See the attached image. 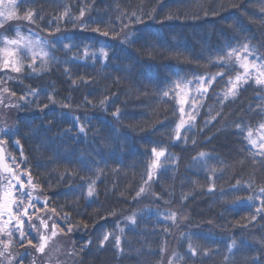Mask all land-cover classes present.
<instances>
[{"label": "trees", "instance_id": "obj_1", "mask_svg": "<svg viewBox=\"0 0 264 264\" xmlns=\"http://www.w3.org/2000/svg\"><path fill=\"white\" fill-rule=\"evenodd\" d=\"M7 9L14 15L0 23V42L18 27L41 36L46 49L16 54L20 73L0 66V87L12 100L0 141L9 165L24 183L30 172L36 191L31 223L24 218L23 225L33 245H21L14 220L0 232V264H21V253L22 264H44L36 248L37 215L45 211L61 233H71L76 264H264V219L257 215L264 86L251 68L235 96L228 83L244 73V57L264 64V0H0V11ZM27 11L38 14L34 22L23 18ZM101 16L103 24L93 22ZM81 19L84 43L58 41L79 32ZM129 31L140 39L122 50ZM225 34L239 41L226 47ZM101 40L113 49H103L112 51L111 63L101 45L88 46ZM233 49L240 59L228 55ZM183 85L207 92L199 91L195 119L177 138ZM153 148L165 153L155 169ZM1 181L0 172V190Z\"/></svg>", "mask_w": 264, "mask_h": 264}, {"label": "snow or ice", "instance_id": "obj_2", "mask_svg": "<svg viewBox=\"0 0 264 264\" xmlns=\"http://www.w3.org/2000/svg\"><path fill=\"white\" fill-rule=\"evenodd\" d=\"M262 12H264V9H262ZM107 14H108L107 12L104 13V15H107ZM0 15H3V13H0ZM13 15H14L13 13L9 12L7 18L8 19H12ZM37 15L38 14L33 12V11H27L23 18L28 20L29 22H34L35 19L37 18ZM205 15H207V13H205ZM80 16L82 18H85V19H89V20L92 19V17H85L84 10L80 11ZM40 18L43 19V17H40ZM85 19H81L80 20V30H79V32L64 33L62 35V38H57L58 41L60 39H63V40H76L78 43H72L70 48L78 47L79 44L84 43V39H82L81 36H82L83 33H85V31L88 30V26L85 23ZM138 19L139 18L136 16L135 13H132L129 16V20L130 21H137ZM93 22L94 23L103 24L104 20H103V17L101 16L98 19L93 20ZM139 22L143 23L142 20H139ZM0 27H3V25L0 24ZM124 27L127 29V28H129V25L125 24ZM56 31H60L59 28H57ZM91 31L99 33L103 37H107L109 35V33L106 32V31L105 32H100L99 28L92 29ZM225 35H226V44H225L226 47L231 48L232 41H234V40L237 41V42L239 41V36H237L235 34H233V35L225 34ZM125 37H126L125 40L121 43L122 50L125 48V46H130V45L136 43L140 39V37L138 35H131L130 31L125 33ZM262 37H264V33H262ZM253 38L254 37H245V39H253ZM8 43L12 44V45H18L20 43V41L11 40V41H8ZM96 44H99V45L102 46L101 47L102 54L104 56H106L108 61H109V63H111L114 60V58H112V56H111V53H112L113 49L109 45L105 44L104 40H101L99 42L92 41V43L90 45H88V46H94ZM26 46L27 47H38V48H41V49L43 47L41 41H39V40H36V41L28 40L26 42ZM261 46H264V41H262V45ZM65 47H69V46L65 45ZM242 47L246 50L249 47V45L248 44H243ZM70 48H69V50H70ZM104 48L112 49L111 53L109 54V53L104 52L103 51ZM0 51H2L5 54V56H6V58L3 60V64L0 65V66H2L5 69L11 67L15 72L20 73L22 71V68H21V66H19V62L16 61L15 59H13V57L15 56V49L5 48V49H2ZM43 54L45 56L47 55V53H43ZM233 54H235L237 56V58L240 59L239 53H237L235 49H233L231 52L228 53L229 56H231ZM223 58L224 57H220V59H223ZM241 67L244 69L243 75L237 74L236 77H235V80H231L230 79L228 81V83L230 84L229 92L233 96H235L237 91L239 90V88L244 83H247V80L251 78L249 76L250 68L251 69H255L257 71V73H258V75L255 78V83L257 85L264 86V64L257 65L254 62H248L247 61V57H244L243 60H242V63H241ZM124 70L125 71H130V69H124ZM217 75L218 76H223V73H218ZM179 87H180V85H177V88H179ZM198 91L207 92V89L201 88V89H198ZM164 95L167 96L168 93L164 92ZM54 103L55 102L53 101V104ZM184 103H185V98L181 97L180 104L183 105ZM44 107L47 108L48 105H45ZM193 107H195V104L193 105ZM40 110H41V112L44 111L43 108L40 109ZM180 111H181V114H183V111H184L183 107H181ZM119 114H120L119 113V109H117L116 113H114L113 115L114 116H118ZM75 119H78V118L74 117V120ZM191 119H195V117H191ZM53 122H54V118L48 120L47 121L48 127H51ZM184 124H185V120L182 118L180 120V123L176 126V136H177V138H179V136H180V128L183 127ZM259 128H260V133H261L259 146H260L261 149H264V123H261L259 125ZM17 131H19V129H17ZM84 131H85V128L83 126H79V132L83 133ZM0 134L8 135V132L4 128H0ZM248 135H249V138H251L252 132L249 131ZM28 138L29 137L27 135L24 136L25 140H27ZM250 142L252 144H256V140H251ZM3 143H5V141H0V144H3ZM20 143L21 142H20L19 139H16L14 141V144L17 145V146H20ZM152 154L155 157V159L152 161L151 168L155 169V168L159 167V158L164 156L165 153H164V150H159L158 151L156 148H153L152 149ZM21 155H23L22 150H21ZM3 156H4V149L2 147H0V167H3V170L5 172H7L9 175L13 176V178L17 182L15 187L18 189V192H17L18 198H13V193L11 191V188L13 186L11 184V181H9L8 182V188L5 190V192L3 194V199H0V219L3 218L5 213H7L8 217H9V221L4 222V224H0V232H3V231L6 230L5 229V224L6 223H10L13 219H15L16 227L13 229V231L19 233V242L21 243V245H23L24 240L27 239V244L31 246V245H33V241H32V239H28L27 238V235H26L25 230L23 228V225L25 223V219L24 218H26L28 220V222L31 223V217H29L28 209L23 203V197H28L29 200H31V193L26 191L25 184H24L23 180L21 179V175H24V174L22 173L21 175H16L12 168H10L7 165L3 164L2 163ZM23 162L27 163V160L25 159ZM27 176H28L29 186L35 187V185L32 184L31 173L30 172L27 173ZM149 176L151 177V171L149 172ZM142 191H143V189H141V192ZM260 193H261V196H264V188H261ZM88 195L89 196L93 195V190L91 188H89ZM139 195H140V192L137 193V196H139ZM249 199L251 200L253 198L249 197ZM261 204H262V206L257 209V215H259L261 217V219H264V201H262ZM13 205L16 206L17 212H19L20 208H24V211L22 213H20L19 215L13 216V212H12ZM53 211H55V209H53ZM64 219L67 220V216H65ZM251 219L253 221L256 220V215H253L251 217ZM41 224H43L44 227L48 226L47 222L43 221V220H41ZM52 227H53V230H55L57 225L53 224ZM85 227H87V225H85ZM68 230L72 231L71 225H69ZM8 235H9V237H11L12 232H9ZM44 239H45L44 236H40V240L41 241H43ZM107 240H108V235L106 234L100 240L101 245H103L104 242L107 241ZM89 243H90V241H89ZM234 243H235V241H233V244ZM116 244L117 245L120 244L119 237L116 238ZM5 247H7V245H5ZM44 250L45 249H44V244L43 243H41L39 245V247L36 248V251H38L40 253H43ZM0 255H4V253L0 252ZM23 258H24V254L23 253H21L18 257H16L17 260L21 261V264H22ZM9 264H13V261L11 259L9 260ZM33 264H35V262H33ZM252 264H261V261H260L259 258H254L253 261H252Z\"/></svg>", "mask_w": 264, "mask_h": 264}, {"label": "rangeland", "instance_id": "obj_3", "mask_svg": "<svg viewBox=\"0 0 264 264\" xmlns=\"http://www.w3.org/2000/svg\"><path fill=\"white\" fill-rule=\"evenodd\" d=\"M7 8L11 9L9 5H7ZM8 9L6 10V12L0 11V13H3V15H0V23L6 20V18L8 17V13L10 12V10ZM1 40L2 41L0 42V50L5 49V48L15 49V56L13 57V59H15L18 62H20L19 61L20 59H17L16 54L24 53L25 55H30V54L42 53L46 49V44L44 42V39L41 36H39L38 34L32 31L20 30L18 27L15 28L14 34H12L10 37H8L7 34L2 33ZM11 40H17V41H20V43L18 45L9 44L8 41H11ZM28 40L41 41L43 45L42 49L38 47H27L26 42ZM5 58H6L5 54L2 51H0V65L3 64V60ZM250 73L251 71H249V74ZM198 89H199L198 85H194L191 87L183 85L180 88L181 97L185 98V103L182 105L184 111H183V114H181V119L183 118L185 120V124L180 129L186 126H190L194 120V119H191V117H194V114L197 108L198 94H199ZM194 104H195V107H193ZM11 106H12V100L10 96L7 93H5V90L2 87H0V126H2L3 124L7 125L6 122H9L10 118H8L9 114L7 111L11 109ZM0 147L4 149V156H3L2 163L12 168L7 161L6 150L4 148V145L0 144ZM13 171L15 172L16 175H18L14 169ZM0 172L2 175L1 190H0L1 198L0 199H3V194L5 190L8 188L9 181H11V184L13 186L11 188V191L13 193V198H18L17 196L18 189H16L15 187L17 182L15 181L13 176L5 172L3 170V167H0ZM26 183H24L25 189H27L31 193V200H29L28 197H23V203L27 207L28 210H31L32 208H34L33 193L36 191L35 189H33V187L29 186L27 178H26ZM35 196H37L36 193H35ZM23 211H24V208H20L19 212H17L16 206L13 205L12 207L13 216L19 215ZM37 216H38V220L40 222V227H41V233L39 237L40 236L45 237V239L40 242V244L41 243L44 244V249H45L44 252L42 253V257L43 259H45L44 264H76V256H74V253L72 250L71 233L69 234L61 233L59 231L58 226L55 228V230H53L52 226L55 223L52 220L51 213L47 211L40 212L38 213ZM14 220L15 219H13L10 223H6L5 228L10 227ZM41 220L46 221L48 226L44 227L43 224H41ZM7 221H9V217L7 213H5L3 218L0 219V224H4V222H7ZM169 264H173V263L169 262Z\"/></svg>", "mask_w": 264, "mask_h": 264}]
</instances>
